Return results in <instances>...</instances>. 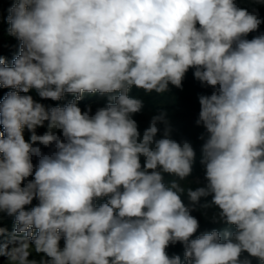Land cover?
Instances as JSON below:
<instances>
[{"label": "clouds", "instance_id": "obj_1", "mask_svg": "<svg viewBox=\"0 0 264 264\" xmlns=\"http://www.w3.org/2000/svg\"><path fill=\"white\" fill-rule=\"evenodd\" d=\"M262 7L12 0L0 12L19 42L11 65L0 56V88L10 89L0 99V219L13 221L11 233L0 226L5 264H264ZM190 70L210 89L195 120L202 176L168 111L141 131L144 102L130 95L183 90ZM69 94L63 106L41 102ZM86 94L106 106L82 110ZM196 212L222 227L201 232ZM176 245L183 258L169 254Z\"/></svg>", "mask_w": 264, "mask_h": 264}, {"label": "trees", "instance_id": "obj_2", "mask_svg": "<svg viewBox=\"0 0 264 264\" xmlns=\"http://www.w3.org/2000/svg\"><path fill=\"white\" fill-rule=\"evenodd\" d=\"M12 0H0V12H2L3 16L6 17L8 15L7 9L11 6ZM260 15L264 17V7L260 8ZM8 28V24L6 22L0 23V56H4L7 58V62L9 65H11V61L15 55L18 54L19 51V42L12 36H9L6 34ZM261 31H264V24L261 25ZM256 33L249 34V39L252 38ZM10 89H3L0 88V99L3 98V96L6 94L7 91ZM210 92V89H204L201 87L199 82H197L192 75V71L190 70L187 74L185 80H184V87L183 90L177 89L175 87L172 88L171 92L164 94L163 96H160L158 94H145L142 90L133 88L130 92V95L139 97L144 102V107L141 113H138L135 115V119L138 121L140 120L139 127L140 130L143 131L145 127L148 126V120H150L151 116L154 114H157L161 110H167L170 116V119L172 121L173 127H174V138L177 140L182 138L189 139L192 143L194 148L197 152V159L196 163L194 165V176H202V169L199 164L200 160V147L203 143L201 140L198 139V134H191L192 131H203L201 127H198L195 124V120L198 116L200 105L198 102V96L202 93ZM34 98L37 100H40V98L35 94L33 91L31 93ZM73 98L72 95H66L62 100L60 101H52L50 99L48 100H42L41 102L44 103L46 106H56L60 105L63 106L67 102H69ZM99 99L100 100V106L103 107L107 104V98L101 97L99 95L91 96L86 94L85 97L79 102V106L82 108V110H86V108L89 106V104L94 100ZM171 109H176L177 113H171ZM150 115V117H149ZM46 129L40 128L38 129V133L42 134ZM30 134L26 131L25 136L26 138ZM47 151V149H45ZM36 201H33V204H35ZM30 207V206H29ZM199 219L201 223L200 231H206L211 230L212 228L222 227V225H216L213 223H210L209 221L205 220L203 216L199 212L194 213ZM0 226H3L8 229L9 233H11L13 228V221L11 217L3 216L2 219H0ZM8 236L5 235L2 238V241L6 242L8 240ZM169 254H179L183 258V247L181 245H176L173 247H170L168 249ZM253 264H259V261L253 260Z\"/></svg>", "mask_w": 264, "mask_h": 264}, {"label": "rangeland", "instance_id": "obj_3", "mask_svg": "<svg viewBox=\"0 0 264 264\" xmlns=\"http://www.w3.org/2000/svg\"><path fill=\"white\" fill-rule=\"evenodd\" d=\"M6 34L8 35L7 31H6ZM89 105L92 107L93 112H95V110L100 106V100L99 99H94ZM171 113H173V114L177 113L176 109H171ZM149 117H150V115H149ZM140 120H138V123L140 122ZM148 122H149V120H148ZM200 133H201L200 130L199 131L194 130V131L191 132V134H198V135H200ZM185 186H188L187 182H185ZM192 186H195V185H192ZM5 260H6L5 257H0V264H5Z\"/></svg>", "mask_w": 264, "mask_h": 264}]
</instances>
